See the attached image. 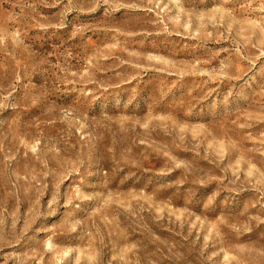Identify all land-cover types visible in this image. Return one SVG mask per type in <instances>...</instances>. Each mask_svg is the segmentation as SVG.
Instances as JSON below:
<instances>
[{"label": "rangeland", "instance_id": "374dc122", "mask_svg": "<svg viewBox=\"0 0 264 264\" xmlns=\"http://www.w3.org/2000/svg\"><path fill=\"white\" fill-rule=\"evenodd\" d=\"M0 264H264V0H0Z\"/></svg>", "mask_w": 264, "mask_h": 264}]
</instances>
